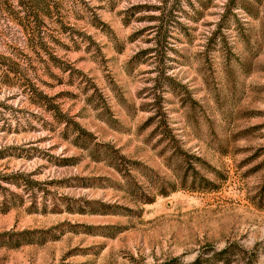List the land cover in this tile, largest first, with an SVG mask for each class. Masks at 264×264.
Here are the masks:
<instances>
[{"label": "rangeland", "instance_id": "rangeland-1", "mask_svg": "<svg viewBox=\"0 0 264 264\" xmlns=\"http://www.w3.org/2000/svg\"><path fill=\"white\" fill-rule=\"evenodd\" d=\"M20 1L53 9L0 0V264H264V0Z\"/></svg>", "mask_w": 264, "mask_h": 264}, {"label": "trees", "instance_id": "trees-1", "mask_svg": "<svg viewBox=\"0 0 264 264\" xmlns=\"http://www.w3.org/2000/svg\"><path fill=\"white\" fill-rule=\"evenodd\" d=\"M35 8H27L20 0H19V10H21L23 12V17L21 20H26V24L24 22H20L21 26L23 27V29L25 31H31V32H35L36 34L39 33V29H41L39 27L40 25V19L43 18H47L50 17L51 13H52V7L49 5H44V4H36ZM95 18H97V16H94ZM38 43V42H36ZM11 232V231H9ZM16 234L13 233H8V232H4V233H0V247L4 245V240H13V236ZM22 238H25L26 236H28V233L24 232L21 233L20 235H18ZM233 248L230 247H226L223 250L216 252L213 254V259L214 261L218 264H231L233 262V259H235L234 257L238 254H235V252L232 250ZM235 255V256H234ZM253 260L252 258H249L248 263L252 264ZM194 264H203V262L197 258L194 261Z\"/></svg>", "mask_w": 264, "mask_h": 264}, {"label": "clouds", "instance_id": "clouds-1", "mask_svg": "<svg viewBox=\"0 0 264 264\" xmlns=\"http://www.w3.org/2000/svg\"><path fill=\"white\" fill-rule=\"evenodd\" d=\"M195 258H196V254L195 253H193L190 258L189 257H185L186 264H194Z\"/></svg>", "mask_w": 264, "mask_h": 264}]
</instances>
